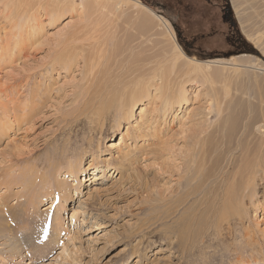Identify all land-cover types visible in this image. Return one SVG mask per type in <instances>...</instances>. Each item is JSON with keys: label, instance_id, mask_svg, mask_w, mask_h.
Instances as JSON below:
<instances>
[{"label": "rangeland", "instance_id": "1", "mask_svg": "<svg viewBox=\"0 0 264 264\" xmlns=\"http://www.w3.org/2000/svg\"><path fill=\"white\" fill-rule=\"evenodd\" d=\"M139 1L170 23L185 56L236 66H213L219 76L213 82L185 83V100L170 108L159 100L183 80L172 73L170 85L154 82L130 106L129 120L116 115L117 106L101 105L110 96L91 86L111 77L116 65L146 57L152 67L159 47L153 31L130 28L128 14L57 11L52 0H13L6 9L14 14L12 22L0 13V53L15 43L12 35L21 39L12 60L0 61V198L7 195L0 199L7 208L0 218V264H264L262 183L253 188V181L243 202L235 184L234 214L243 210L246 218L217 222L225 193L236 180L244 181L238 170L248 146L241 142L255 140V131L244 138L247 120L264 112V0ZM225 5L249 51L228 47L220 11ZM200 34L207 38L203 48L182 45ZM125 43H141L147 55L118 64ZM168 65L157 71L165 81ZM92 93L101 100H88ZM127 95L135 93L130 89ZM97 110L105 114L98 118ZM190 159L194 182L184 190L177 182L184 181ZM107 164L113 168L106 171ZM8 178L10 188L4 185ZM245 179L249 185L251 178ZM64 205L71 210L62 212ZM56 210L59 223L52 232L43 219H53ZM167 216L172 219L162 221Z\"/></svg>", "mask_w": 264, "mask_h": 264}, {"label": "bare ground", "instance_id": "2", "mask_svg": "<svg viewBox=\"0 0 264 264\" xmlns=\"http://www.w3.org/2000/svg\"><path fill=\"white\" fill-rule=\"evenodd\" d=\"M52 2L54 4V7H56L57 11H59V10H61L63 8H71V9L77 11L78 8L79 9L81 8V9H84L85 11H87V12L90 11V12H93L94 14L97 13L100 16H104V17H106V15H110L111 17L113 16V18L116 16V14H119V13L120 14H125V15L128 14V18L130 19V21H127V22L130 25V28H135V31L140 32V33H141V31H146V32L153 31V34L156 36V38L154 40L155 43L154 42H152V43L158 45L159 47H158V49L156 51H154V55L150 58L151 63H153L152 67H150L148 65L146 57H142L137 62H134V61L132 62L131 61L130 63L129 62L125 63L124 64L125 67H120V66L116 65V66H114V69L111 70V75L113 73V75L111 77H108L107 79L104 78L105 80L101 84H96L94 86H91V87L95 88V90L93 89L95 91V93L100 94L99 92H102V94H104V96H110V100H108L105 103H103V101L101 100L100 96H97L98 94L94 95V93H92L93 95L90 96L89 98L86 96L88 98V100L90 99V100L96 101V102L101 100L100 103H101V105L104 104V106H117L119 113L116 114V115H119L120 117H123L125 120H129V116L131 115L130 108L132 106H134L135 100L139 99V101H140L144 96H146L147 93H148V88L151 85H153L154 82H157V81L159 82L160 81V87L161 86H168V85H170V83H173V82H170L171 80L169 79V78H171L170 76H171L172 73L174 75L173 76L174 78H175V75H176V78L178 77L179 81L181 82V80H183V82L180 84V86L177 89L173 90V88H172V90H170V94H169L168 97H164V95H163L162 98L159 100L160 104L167 105L168 108H170L171 105H173V104L178 106L182 101L185 100V98H184V94H185L184 93V91H185L184 86H185V83H188L191 80L192 81H201V80H203L205 83L207 81L208 82H213L214 79L219 77L218 76V72L215 73V71H217V70L213 71L211 69L213 66H215V67L219 66V68H222V69L224 68L223 66H229V67L236 66L235 63L233 61H230V60L229 61H226V60H213V61L198 62V61H194V60L190 59L189 57L185 56L183 54L181 48L176 43L175 36H174L173 31L171 29L170 23L166 19H164L163 17L158 16L150 8H148L145 5H143L139 0H82V2H84V3L82 5H78V6L75 5V3H73V1H68V0H52ZM70 2H72L71 5L68 4ZM12 3H13V0H0V8L1 7L5 8L4 10L1 9L2 11L0 10V13L4 14L8 19L11 20V22H12V20L14 21V19L12 18L13 17L12 15H14V14L12 12H10V11L8 12L7 8ZM73 5H74V7H73ZM13 27H12V29H13ZM12 36L14 37L13 38V40H14L13 42H15V43L14 44H8V45H6L7 46L6 48H3V50H2L3 52L0 53V61H2V62H6L7 63L8 61H10V59L14 57L15 52L19 50L18 46L20 45V43H18V42L21 40V39L19 40L20 35L17 34V35H12ZM141 36H143V35H141ZM125 44L126 45H125L124 50H123L124 55L121 57L123 59L118 60V64H122V62L127 57H129V56L131 57L132 55H134V56L135 55H139V56H146L147 55V51L148 50H147L146 46L142 45L141 43L134 44V45H132L131 43H125ZM107 45H109V44H107ZM103 47H104V49H101V50L105 52L106 48H107L106 44H104ZM152 48H153V46H152ZM113 52H114V50H113ZM113 52L110 51V53H109V51H108V53L110 55H113ZM113 58H115V56ZM164 62H166V64H169L166 67V72H164V76H166V78H167L166 81L163 80V76H162L163 74L159 75V76L157 75V71L160 69L162 63H164ZM219 72H220V70H219ZM93 77H94V75H93ZM171 79H173V78H171ZM91 89H89V91ZM130 89L132 90V92L135 93V95H133V98H128L127 93H128V91ZM134 89L136 90V92L134 91ZM157 90H158V92H160L159 88ZM176 96H177V98H176ZM83 97L85 98V96H83ZM172 98L175 99V100L171 103V99ZM16 102L17 101L15 100L14 103H16ZM128 103H129V107H128V110L125 111L127 113H125L123 111V108ZM84 105H86V104H84ZM91 106H92V103H91ZM104 111H105V109H104ZM100 112L102 113V111H98L97 112L96 116L98 118L102 117L105 114L104 113L102 115V114H100ZM113 113H115V112H113ZM94 117H95V114H94ZM220 119L217 122V126H219V127H220V125H223V123H224V121H223L224 118H222L223 119L222 122L220 121ZM211 128H213V127H211ZM251 131H255V133H254L255 140L252 141V142H250V140L249 141L246 140L244 143L241 142L242 144H245L246 146H248L247 149H242L241 158H240V160L242 161V166L238 170V174L244 179V181H242V184H244V186H242L241 182L236 180L231 185L232 188L225 193V198H224V201H223L222 206H221L222 208L220 207L222 210L219 209L220 217L218 218L216 216V218H218L217 222L219 224L223 223V222L230 223L228 221H231L233 216H236V218L238 220L246 218V216H245L246 214L244 213L243 210H240L241 213H239V214H234L235 211H238V209L236 208L237 210H235V207L233 206V204H235L236 201H237V200H234L235 197H236V194H233V188L235 187V184H238L240 186L239 189H242V193H241V195H239V198H238V199L241 200V202H243L242 200H244V198H246L249 195H251L249 187L253 184V181H255V185L253 184V188H254V186L258 185V182H260V183H262L264 185V112H263V114L260 117H253L252 119L247 120V123L245 125V131H244L245 137L244 138H247V136L251 133ZM2 134H3V132L0 131V137H2ZM148 136L149 135L148 134L146 135V131H145V133L143 134L144 139H143L142 147L146 144ZM153 137H154V134H153ZM203 149H205V148H203ZM193 163H195V162H193ZM193 163H192V160H191L190 164L188 165V167L186 166V171H185L186 177H185L184 181L182 183H180V182L178 183L177 182L178 186L180 185L181 188H184V190L185 189L188 190L189 187H191V184L194 182V181H192L193 174H194L193 171H192V164ZM197 164L198 163H196V165ZM54 166L56 167V166H59V165H54ZM105 168H106V171H107V170L112 169L113 167L110 164H107V165H105ZM199 169H201V168H199ZM94 170H98V168H96ZM100 171L102 172V170H100ZM55 172H56V170H55ZM185 174H184V176H185ZM95 176H98V175H95ZM100 176L102 177L103 174H101ZM246 176L248 178H251L250 181L252 183L250 182L249 185L246 184V182H247L246 181L247 178L245 179ZM194 180H197V178L194 179ZM11 183H12V180H10L8 178L7 181L4 182V185L6 186V188H10ZM201 183H202V181H201ZM201 186H203V184H201ZM30 187H32V186H30ZM193 187H194V185H193ZM180 190L181 189H179V191ZM179 191H177V192H179ZM2 192H5V191L3 190ZM184 193L186 195H188L190 193V191H189V193H187V192H184ZM207 193H209V192H207ZM190 195H191V193H190ZM1 198H3V199L5 198V200H6L7 199V195L6 196H2ZM33 199H35V198H30V200H33ZM5 200L3 202L1 201V203H0V218L3 217L4 213L6 214L5 210L7 208L5 209L4 207H2L3 206L2 204H4ZM36 205H37V203H36ZM211 205H214V204L211 203ZM154 207H155V205H154ZM64 208L65 209H63L62 212L66 211V210L67 211L71 210V207H69L67 205H64ZM169 208L170 207H168V210L170 211ZM8 209H10V208H8ZM209 209H211L210 205H209ZM33 210H35V209H33ZM43 210L45 211V209H43ZM21 212H23V211H21ZM165 212H166V210H165ZM176 212L179 213V210H176ZM55 213H57V215L56 214H54V215L52 214L53 219H51L50 217H46L45 219H43V220H46V223L44 221V223L46 225L47 224H49V225L51 224V227H53L52 228V232L55 231V229L57 228L58 223H59V221H58L59 220V218H58L59 215H58L57 210L55 211ZM237 216H240V217H237ZM171 219L172 218L167 216L166 218H163L162 221L166 222V221H169ZM8 221L11 222V220H8ZM41 223H42V221H41ZM156 226L157 225H155V227ZM155 229L156 228H154V230ZM5 233L10 234L11 230L7 229L5 231ZM150 233H151V231H146V234H150ZM247 233H248V235H250L249 232H247ZM34 236H36V235H34ZM142 246L143 245L140 242L136 246L137 249H135V251L138 252V250H140L142 248ZM16 249H18V248H16ZM141 256L142 255H140L139 257H141ZM121 264H127V263L125 261H122ZM241 264H257V263L255 261H245V262H242Z\"/></svg>", "mask_w": 264, "mask_h": 264}, {"label": "trees", "instance_id": "3", "mask_svg": "<svg viewBox=\"0 0 264 264\" xmlns=\"http://www.w3.org/2000/svg\"><path fill=\"white\" fill-rule=\"evenodd\" d=\"M201 1H203L207 4H210V0H201ZM220 11H221L224 19L227 20V36H226L225 40L229 39V41H230L227 44L228 47L232 50L240 49L243 51H249L250 46L244 40L242 35L240 34L239 29L237 28L236 23L234 22V20L232 18V14H231L229 8L225 5V6L220 8ZM177 34H180V33H177ZM207 37L209 38L212 36H207ZM178 38H179V36H178ZM206 40H207L206 35L200 34L199 38L192 40V41H194V42H192V44H190L189 42H184V41H181V43H182V45H194L195 49L199 50L200 48H203V45L206 46V44H205ZM200 43L203 45H200ZM206 51H207L206 53L210 52L209 50H206Z\"/></svg>", "mask_w": 264, "mask_h": 264}]
</instances>
